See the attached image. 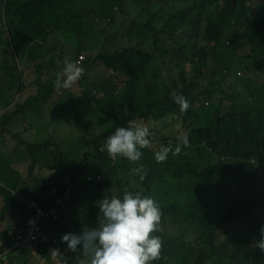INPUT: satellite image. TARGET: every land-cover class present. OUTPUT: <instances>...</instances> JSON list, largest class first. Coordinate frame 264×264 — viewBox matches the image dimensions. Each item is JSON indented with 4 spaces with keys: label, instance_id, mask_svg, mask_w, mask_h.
I'll use <instances>...</instances> for the list:
<instances>
[{
    "label": "clouds",
    "instance_id": "1",
    "mask_svg": "<svg viewBox=\"0 0 264 264\" xmlns=\"http://www.w3.org/2000/svg\"><path fill=\"white\" fill-rule=\"evenodd\" d=\"M73 18L84 25L67 27ZM39 57L61 63L58 89L30 73L31 92L16 107L23 88L8 87L3 146L32 195L10 189L32 197L36 188L46 205L60 197L51 226L63 250L54 249V263L237 264L241 236L260 231L243 264H264V0H0V83ZM217 84L235 93L224 98ZM70 140L119 156L112 177L165 182L174 236L199 250L153 235L162 211L151 196L126 191L99 203L79 157L58 156ZM57 242L31 249L44 260Z\"/></svg>",
    "mask_w": 264,
    "mask_h": 264
},
{
    "label": "trees",
    "instance_id": "2",
    "mask_svg": "<svg viewBox=\"0 0 264 264\" xmlns=\"http://www.w3.org/2000/svg\"><path fill=\"white\" fill-rule=\"evenodd\" d=\"M60 66L61 63L52 57H39L33 59L28 63L16 81L12 83H0V101L6 103L11 100L12 92L8 87L17 83L23 88V91L15 102V106L18 107L24 97L31 92L26 82V76L28 74L41 72L49 78H56L57 73L60 72ZM211 89L227 99L231 98L235 93L234 89H230L222 84L211 85ZM5 124H8V116L2 118L0 130H6ZM5 138L6 137L3 136L0 139L1 149H3ZM57 153L58 156L77 153L80 167L85 173H89L92 181L95 182L96 197L99 203H101L102 199L105 197L110 198L116 196L122 199L126 191L133 194L140 193L142 196H151L159 203L162 211L161 221L158 226L159 230L154 232L153 235L166 232L168 236L175 237L176 240L179 241L181 251L184 253L195 254L199 250L197 243L185 242L179 237L174 236V229L168 223L166 217L174 203L175 197L174 193L165 182H160L155 186H147L137 181L132 175L112 177L109 173V167L111 162L119 159V156L115 159L110 158L102 143H99L94 149H85L82 151L81 142L70 140L60 145L57 149ZM11 173H13V171L8 170V168L0 167V264H55L51 259V254H53L54 249L58 248L60 252L63 250L61 230L56 226H54V231L58 234L60 241L52 246L51 251L42 252L45 254L44 260H40L36 252L31 248H22L17 253L5 252V243L11 238L12 233L17 227V216L20 212L18 206L13 202L10 196V188L17 187V179L11 177ZM97 173H99L98 178H96ZM28 195H32L31 191ZM254 237L256 241H259L261 239V232H246L241 236L239 240L241 248L240 252L234 256L235 263L243 264V262L250 257V254L247 253V249L250 248V242ZM259 251L261 255L264 256V252L260 249Z\"/></svg>",
    "mask_w": 264,
    "mask_h": 264
},
{
    "label": "built area",
    "instance_id": "3",
    "mask_svg": "<svg viewBox=\"0 0 264 264\" xmlns=\"http://www.w3.org/2000/svg\"><path fill=\"white\" fill-rule=\"evenodd\" d=\"M12 88L15 89L13 96L16 98L20 92L19 86L14 85ZM13 103L14 101L7 104L0 102V120L13 107ZM32 192L34 196L28 197L18 190L10 189V195L20 212L17 218L18 226L8 242L7 251L17 252L25 247L42 251L46 245L49 246L59 240L58 235L52 230L51 219L58 216L57 201L60 197H56L51 205H46L36 188H33Z\"/></svg>",
    "mask_w": 264,
    "mask_h": 264
},
{
    "label": "bare ground",
    "instance_id": "4",
    "mask_svg": "<svg viewBox=\"0 0 264 264\" xmlns=\"http://www.w3.org/2000/svg\"><path fill=\"white\" fill-rule=\"evenodd\" d=\"M65 24L69 28L79 29L80 27H82L84 25V22L80 18H73V19L67 21ZM98 24L100 26H102V27H105V26H107V21L103 17H100L99 20H98ZM112 30L113 29L111 27H107V31H106L107 35H110L112 33ZM107 69H108V71L111 74H116L117 73L116 68L113 65H111V64H107ZM55 79L56 78H49V77H46V76H42V77H40L39 81L46 88L58 89L54 85ZM79 83L82 86L87 87V88L92 86V83L90 81L86 80V79H80ZM145 87L148 88V85L145 84Z\"/></svg>",
    "mask_w": 264,
    "mask_h": 264
},
{
    "label": "crops",
    "instance_id": "5",
    "mask_svg": "<svg viewBox=\"0 0 264 264\" xmlns=\"http://www.w3.org/2000/svg\"><path fill=\"white\" fill-rule=\"evenodd\" d=\"M5 153H9L7 148H4L2 150V153H0V167L8 168V170L13 171L12 167L14 165V159L12 157H10V156H6ZM10 176L17 179L14 171H13V173H11ZM16 188L18 190H20L21 192H23L25 194H28L30 188H32V187L30 185L25 184V183H23V182H21L20 180L17 179V187Z\"/></svg>",
    "mask_w": 264,
    "mask_h": 264
},
{
    "label": "rangeland",
    "instance_id": "6",
    "mask_svg": "<svg viewBox=\"0 0 264 264\" xmlns=\"http://www.w3.org/2000/svg\"><path fill=\"white\" fill-rule=\"evenodd\" d=\"M6 137L7 136V128H6V130H1L0 131V139L2 138V137ZM4 148H6L5 146H3V149ZM2 149V150H3ZM2 150H1V152H2ZM72 155H74V156H76V157H78V155H77V153H71ZM254 242H256V238L254 237L253 239H252V241L250 242V248H253L254 247ZM5 246H7L6 244H5ZM54 259H55V264H62V261H61V259L60 258H58V257H53Z\"/></svg>",
    "mask_w": 264,
    "mask_h": 264
}]
</instances>
